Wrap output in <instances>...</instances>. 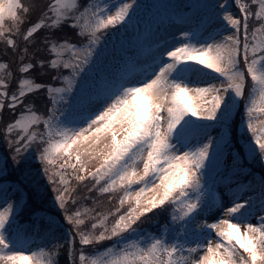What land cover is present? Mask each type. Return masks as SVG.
I'll list each match as a JSON object with an SVG mask.
<instances>
[{
    "label": "snow or ice",
    "instance_id": "1",
    "mask_svg": "<svg viewBox=\"0 0 264 264\" xmlns=\"http://www.w3.org/2000/svg\"><path fill=\"white\" fill-rule=\"evenodd\" d=\"M0 45V264H264V0H0Z\"/></svg>",
    "mask_w": 264,
    "mask_h": 264
},
{
    "label": "trees",
    "instance_id": "2",
    "mask_svg": "<svg viewBox=\"0 0 264 264\" xmlns=\"http://www.w3.org/2000/svg\"><path fill=\"white\" fill-rule=\"evenodd\" d=\"M80 2H81V3H84V2H86V0H80ZM2 47H3V46L0 45V60H7L8 57H4V56L2 55ZM37 79H40V78L37 77ZM0 150H2V149H0ZM256 171H259V168H257ZM13 178H15V177H13ZM46 203H47V205H48L49 207H51V202H50V201H46ZM87 203L90 204V201L87 202ZM52 211L55 212V209H52ZM163 219H164V218H161V223L163 222ZM144 227L148 228V229L151 230V231H156L157 225H155V224H146V225H144ZM88 255H89V256H93V255H95L94 250L91 249V248H89V250H88ZM59 259L61 260V264H62L63 256H61Z\"/></svg>",
    "mask_w": 264,
    "mask_h": 264
},
{
    "label": "rangeland",
    "instance_id": "3",
    "mask_svg": "<svg viewBox=\"0 0 264 264\" xmlns=\"http://www.w3.org/2000/svg\"><path fill=\"white\" fill-rule=\"evenodd\" d=\"M143 2H146V3H151V0H143ZM192 103H195V101L193 100V101H191ZM35 250V249H34ZM25 254H30V253H28V252H26Z\"/></svg>",
    "mask_w": 264,
    "mask_h": 264
}]
</instances>
